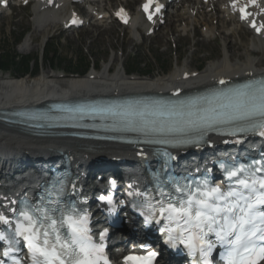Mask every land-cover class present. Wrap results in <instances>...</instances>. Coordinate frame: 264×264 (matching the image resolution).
<instances>
[{
  "label": "bare ground",
  "instance_id": "obj_1",
  "mask_svg": "<svg viewBox=\"0 0 264 264\" xmlns=\"http://www.w3.org/2000/svg\"><path fill=\"white\" fill-rule=\"evenodd\" d=\"M83 4L78 9L74 2ZM234 1V0H231ZM240 3L241 0H236ZM146 0H45L38 2L34 7V31L39 34H47L57 27L67 28L68 24L74 19L73 13H69L70 7L79 13L83 12L85 6L89 7L90 15L97 18L96 28L100 27L106 17L113 19L118 17L127 22V30L133 38H142V32L152 29L153 24H147V18L142 16L140 7L145 9L149 4ZM263 3L259 1L258 4ZM175 4V3H174ZM83 8V9H81ZM264 6L257 8L260 13ZM175 17L179 22H188L193 29L202 28V36L210 40L212 36L224 35L223 40H228L229 36L236 35L238 30L247 27L239 24L236 19L229 16L226 4L218 1L213 5L203 6L198 0H183L179 5L174 6ZM146 16V15H145ZM149 17L152 22H156L153 12ZM264 21V15L260 16ZM96 20V19H95ZM216 21L222 28L228 24L233 27L230 32H219L217 28L210 26L211 22ZM165 23V22H164ZM120 25H123L120 22ZM159 25L156 22V27ZM99 29H95V31ZM181 31L186 32L187 27L183 24ZM248 31V30H247ZM252 49L246 51L243 63L232 64L230 56L223 58L215 65H210L196 75L195 78L182 81L183 75H188L187 71H178L164 79L153 78L144 79L137 77H127L124 71L117 70L110 73V68L94 73L90 72L86 77H71L60 83V79L52 74L45 73L35 78L11 79L0 77V111L10 110L16 106H27L43 103L51 100H60L71 97H90L102 94H136V93H165L182 89L202 88L214 85L220 79L226 81L241 80L257 74H264L262 62L255 63L250 56L259 52L264 53V33L260 37L252 36ZM31 37H27L18 47L20 54H28L32 51ZM207 40V41H208ZM123 73V74H122ZM58 76V75H57ZM120 147L105 144L83 143L68 140H43L27 137L14 127L0 126V162L15 161L26 156L38 157L42 152L54 156L57 151H62L72 160L79 164L80 161L93 153L117 152L122 151ZM134 157L139 151L131 153L129 149H124ZM125 152V151H122ZM126 153V152H125ZM4 170V169H3Z\"/></svg>",
  "mask_w": 264,
  "mask_h": 264
},
{
  "label": "rangeland",
  "instance_id": "obj_2",
  "mask_svg": "<svg viewBox=\"0 0 264 264\" xmlns=\"http://www.w3.org/2000/svg\"><path fill=\"white\" fill-rule=\"evenodd\" d=\"M80 7H78V9ZM32 11V7L14 8L10 6L9 10L5 12V15L0 18V54H3L6 51L13 52L15 54L17 53L16 49L18 51V47L20 45L17 47L16 44L15 46V40L18 39L21 32L25 30L31 31L33 27ZM172 18L168 19V25L161 27L153 37L143 38L142 40L138 41L131 40V36L128 35L127 32L115 26L109 20L106 21L104 26L107 28L110 27V29L101 28L99 31H95V29L99 28V26L98 28H96V25L94 26L95 29L91 26H88L86 28H80L78 30L67 33L60 32L54 29V31L52 30L47 34H39L38 32H35L33 28V31L29 36L32 39V45L30 46V48H32V51L29 52L30 54L24 56L31 59L37 58L39 60L38 74L36 76L50 73L51 70H55L53 71V74L59 76V78L61 79L60 83L64 81L62 80V78L65 76L64 73H62L63 70L68 73L72 71V67H67V65L69 63H72V65H74L76 62L74 61V58L76 60L80 59L82 63H87L91 60L93 63H95L96 69H98V71H103L105 67H114L116 69V67H118L119 65L115 66V64H117L119 61L120 64L122 62H125L127 53H129L130 51L134 53V51L136 50L137 56L135 59L137 62L141 61L142 66L135 67L133 65V67H135L137 70H135V73H133L134 75L132 77L143 75V73L147 69L142 68L143 65H146V67H149V69L153 70L152 75L146 78L143 77L144 79L160 78V75L155 73L159 71V66H157V64L153 62L154 58H157L160 64L163 65V67L167 68L168 73L176 71L175 68H179V66H181L182 69L185 66L188 72H195L194 70H196V67L200 63L206 62L205 67L215 65V63H218L223 58L222 56L224 54L228 56L230 55V62L233 65L236 63L241 64L245 60V53L248 49H250L251 42L250 34L245 32L243 29L239 33L240 40L237 35L238 33L236 34L237 36L232 35L233 37H228V40L232 37V42L235 41L240 44V49L236 51L234 49L235 45L233 43H228L219 38L212 41H204L199 33L198 35H194L191 27H188L187 25L188 22H179V20L175 18V22L180 24L175 25ZM88 21H90V18ZM183 24H185V26L188 27L190 31L186 35L185 33L177 31V25H179L178 27L181 28ZM210 25L212 24L210 23ZM111 27L113 30L111 29ZM197 29H195L194 31L197 32ZM45 42L49 43L47 48L48 56L46 58H43L46 60L51 59V57L55 59L52 60L53 62H49V64H46L39 57L42 54V47ZM123 42H125L126 44H124ZM194 44L195 47L193 48L192 46ZM227 49L231 52L229 51V53ZM147 51H149V54H147ZM173 52H177L179 56V61H177L176 67H171V57ZM250 59L257 63L261 60H264V55L253 54V56L251 55ZM132 61L133 60L131 57H127L125 62L126 67H129V64L133 63ZM59 62L62 63L61 66H58L57 63ZM110 64H112V66ZM54 65H56V67ZM50 66H54V68L51 69ZM1 76H7L9 78L15 76L17 77L16 79H20L18 76H16L15 72L10 75L0 74V77ZM22 78L30 79L27 76Z\"/></svg>",
  "mask_w": 264,
  "mask_h": 264
},
{
  "label": "snow or ice",
  "instance_id": "obj_3",
  "mask_svg": "<svg viewBox=\"0 0 264 264\" xmlns=\"http://www.w3.org/2000/svg\"><path fill=\"white\" fill-rule=\"evenodd\" d=\"M236 95L243 99L235 106L233 113L226 114V119H251L258 116L261 118L260 127L264 128V83L259 88L238 91ZM260 134L264 136V131ZM240 170L243 171V168ZM256 171L262 169L258 168ZM229 176H236V171L229 172ZM238 183L246 192L230 189L227 193H221L219 188H211L207 192H200L199 197L187 200L180 209L169 204L167 209L162 208L161 211L177 213L184 219V224L187 225L185 231L189 232V236L187 241L182 239L181 243H186L189 248L199 246L202 256L211 251L212 243L206 237L209 233H214L218 241L230 245L227 264H258V261L264 260V243H258L264 242V211L257 208V205L264 206V178L253 177L251 182L241 179ZM171 218L169 215V219ZM26 219L29 227H34L32 218ZM68 226L71 230L69 239H57L59 251L55 245L49 249L47 239L44 240V246L36 247L32 243L35 233L25 236L30 249H34L33 264H97L96 260L87 257L93 250L101 252L102 249L91 247L83 222L77 223L69 219ZM27 231L29 228L24 229V232ZM44 235L46 237L48 233L45 232ZM172 239L169 236L168 242ZM37 253L44 259H36ZM155 256L156 253L152 252L147 257L130 256L126 260L151 264Z\"/></svg>",
  "mask_w": 264,
  "mask_h": 264
},
{
  "label": "trees",
  "instance_id": "obj_4",
  "mask_svg": "<svg viewBox=\"0 0 264 264\" xmlns=\"http://www.w3.org/2000/svg\"><path fill=\"white\" fill-rule=\"evenodd\" d=\"M50 59V61L45 60L46 63L53 62ZM58 66H61V62L57 63ZM78 65V66H77ZM75 67H73L70 63L67 65L68 67H73V73L75 74H82L87 69V65L82 63L81 61L79 64H77ZM15 72L17 76H25L27 74H30V59H23V58H17L15 55H13V52H4L3 54H0V72ZM37 71V68L34 70ZM134 72V71H131ZM144 75H150L151 72L148 71V69L143 73Z\"/></svg>",
  "mask_w": 264,
  "mask_h": 264
}]
</instances>
